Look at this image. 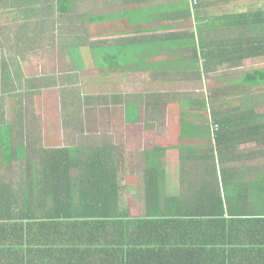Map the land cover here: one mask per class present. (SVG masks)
Returning <instances> with one entry per match:
<instances>
[{
    "label": "trees",
    "instance_id": "obj_1",
    "mask_svg": "<svg viewBox=\"0 0 264 264\" xmlns=\"http://www.w3.org/2000/svg\"><path fill=\"white\" fill-rule=\"evenodd\" d=\"M16 1L0 0V12L14 8ZM196 1L195 15L191 5L189 10L196 23L192 38L198 40L208 72L204 38L210 21L200 18ZM59 3L62 11L72 10L71 0ZM227 20L236 53L242 59L264 57V12ZM232 100L239 105L226 108ZM5 107L3 101L0 108ZM263 108L264 69L233 80L229 88L209 89V97L199 98L189 110L170 109L169 118L208 120V132L193 154L179 146L182 136L169 132L156 140L146 154L139 216L122 204L110 154L76 158L69 150L16 148L0 131V264H223L224 246L239 243L233 241L234 232L236 239L243 234L242 245L251 246L246 252L258 256L262 250L264 255V174L229 168L239 163L240 146L264 144ZM25 110L20 108L21 117ZM2 116L7 118L5 110ZM176 149L185 187L180 195L169 196L165 162ZM17 163L25 167L22 182L15 181Z\"/></svg>",
    "mask_w": 264,
    "mask_h": 264
},
{
    "label": "crops",
    "instance_id": "obj_2",
    "mask_svg": "<svg viewBox=\"0 0 264 264\" xmlns=\"http://www.w3.org/2000/svg\"><path fill=\"white\" fill-rule=\"evenodd\" d=\"M59 1L17 0L14 46L8 44L9 32L2 34L10 53L17 48L19 80L40 94L57 95L55 101L41 98L37 107H48L58 116L1 118L0 131L13 139L16 148L69 150L76 158L100 151L110 154L122 189L144 190L146 154L169 132L184 138L179 141L184 151L193 154L199 149L209 121L169 118V111L193 108L201 98L195 93L202 82L206 83L205 78L224 79L222 85L229 88L236 76L263 70L247 68L254 61L262 65L264 57L242 59V53L233 49L236 40L227 18L250 13L244 10L246 0H199L200 18L210 21L205 23L210 32L204 38V54H210L208 72L198 40L192 38L196 23L190 19L189 0H71L69 12L61 10ZM256 12L264 10L251 13ZM5 65L10 72L11 64ZM16 78L11 74L6 78L7 92L16 87ZM18 103L20 108L28 106L23 98ZM102 109H110L111 115L105 116L103 111L88 117L89 110ZM90 135L101 140L96 144L85 142ZM237 153L239 163L229 166L230 170L264 174V165L256 164L264 157V144L243 145ZM171 155L177 163L172 171L165 167L167 190L175 182L180 191L176 195H180L185 187L181 154L176 149L167 157ZM19 165L24 166L17 163L16 167ZM138 175L143 176L142 181ZM233 235V241L240 245L224 246V252L230 255L223 254V264H264L262 250L258 256L256 251L246 252L245 248L251 246L242 245L243 234L237 239L235 232ZM247 254L253 256L252 261Z\"/></svg>",
    "mask_w": 264,
    "mask_h": 264
},
{
    "label": "rangeland",
    "instance_id": "obj_3",
    "mask_svg": "<svg viewBox=\"0 0 264 264\" xmlns=\"http://www.w3.org/2000/svg\"><path fill=\"white\" fill-rule=\"evenodd\" d=\"M20 1V0H18ZM246 6H245V11L246 12H255L257 10H264V0H246L245 1ZM258 5V8L260 7V9H256ZM15 8H12L15 11H1L0 12V106L2 104V102L4 101L6 103V107L0 108V119L3 118L2 113L3 110L6 111L7 114V118L8 119H15L17 117H21L20 116V107H19V103L17 104L18 100H21L22 98L24 100H27L28 106L26 107L25 110V115L24 117H29V118H48L50 116H58V113L55 112H51V110H49L48 107L43 108V107H37L36 103L38 102V100H41V98L46 99L49 98L51 99V101H55L56 100V94L53 92H46V94H40L37 91H33V88L31 86H28L24 83L21 82V80H19V72H18V64L20 62H18V53L17 52V48H15V51H11L10 53V49H8V45L6 42V38L3 37V32H9V36L10 38V42L8 43L9 45H13L15 44V33H16V23H17V1H16V5L14 6ZM33 14V13H32ZM13 31V34H12ZM14 35V37L12 36ZM14 46V45H13ZM11 60V61H10ZM262 62V65H260V63H258V61H254V65L252 63V66L249 64L248 65V71H252V70H256V69H264V59L260 60ZM10 63L11 66L10 68L8 67V69L10 70V72H8V70H5V64L6 63ZM37 72V71H36ZM9 74L13 76L17 75V78L14 79V84H15V88L12 92H7L6 91V78H8ZM240 79L241 76H236ZM16 81H18L16 83ZM224 81V79H212L211 82H202L201 85L199 86V92L195 93L197 94V96L199 97H209V89H213L216 88L221 89L224 88V86L222 85V82ZM94 82V81H93ZM9 83V81H8ZM221 83V84H220ZM91 90V89H89ZM93 89L89 92H92ZM94 94V93H91ZM239 105V103H236L235 101H230L228 104H224V106L227 107H237ZM223 106V107H224ZM98 110H94L92 112V110L88 111V117H95L98 116L100 113H102L103 111H105V116H110V109L105 110L102 109L99 112H97ZM261 113H264V108L261 111ZM107 114V115H106ZM103 116V114H102ZM37 127H42V126H37ZM41 132V131H40ZM98 140H101L100 137L97 136H89L88 139H85V142H91V143H98ZM250 151V149H249ZM254 151V150H251ZM254 162V161H253ZM177 163V160L175 159V157L173 155H171L170 157L166 158V162L165 164L167 165V167H170V171H172L175 167ZM257 165H264V157L258 159V161H256ZM24 166L19 165L18 167H15V181L17 182H22L21 181V177L23 176V170H24ZM142 175H138V180L142 181ZM134 183V182H133ZM173 188L172 189H168V195H176L177 193H179L180 191L177 190L178 185L175 184V182H172ZM135 185H137L135 183ZM177 185V186H176ZM140 188L142 187V185H138ZM134 187V184H133ZM124 189V188H123ZM122 189L121 195H122V204L123 205H127L129 206L131 212H132V216H139L143 213L144 211V196H143V189H137V188H131V191H128V189ZM127 191V193H126ZM132 194V196H131ZM131 197V198H130ZM140 197V198H139ZM126 198V200H124ZM128 201V202H127Z\"/></svg>",
    "mask_w": 264,
    "mask_h": 264
},
{
    "label": "built area",
    "instance_id": "obj_4",
    "mask_svg": "<svg viewBox=\"0 0 264 264\" xmlns=\"http://www.w3.org/2000/svg\"><path fill=\"white\" fill-rule=\"evenodd\" d=\"M189 1H190L192 11H193V16H194L195 15V8L197 7L198 2L196 0H189ZM213 130L216 133L218 131V127L214 126Z\"/></svg>",
    "mask_w": 264,
    "mask_h": 264
}]
</instances>
